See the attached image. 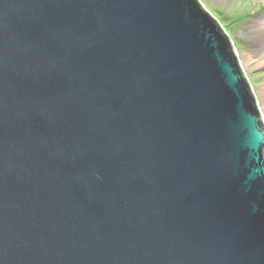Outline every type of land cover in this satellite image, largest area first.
Returning <instances> with one entry per match:
<instances>
[{"label":"water","instance_id":"obj_1","mask_svg":"<svg viewBox=\"0 0 264 264\" xmlns=\"http://www.w3.org/2000/svg\"><path fill=\"white\" fill-rule=\"evenodd\" d=\"M0 264H264V120L200 0H0Z\"/></svg>","mask_w":264,"mask_h":264},{"label":"rangeland","instance_id":"obj_2","mask_svg":"<svg viewBox=\"0 0 264 264\" xmlns=\"http://www.w3.org/2000/svg\"><path fill=\"white\" fill-rule=\"evenodd\" d=\"M231 36L264 120V0H200Z\"/></svg>","mask_w":264,"mask_h":264},{"label":"trees","instance_id":"obj_3","mask_svg":"<svg viewBox=\"0 0 264 264\" xmlns=\"http://www.w3.org/2000/svg\"><path fill=\"white\" fill-rule=\"evenodd\" d=\"M219 21V20H218ZM220 22V21H219Z\"/></svg>","mask_w":264,"mask_h":264}]
</instances>
